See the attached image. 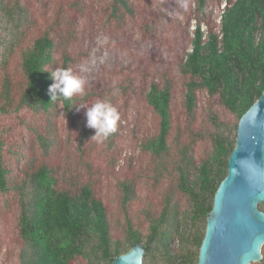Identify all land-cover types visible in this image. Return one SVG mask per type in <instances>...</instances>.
<instances>
[{
    "label": "trees",
    "instance_id": "trees-1",
    "mask_svg": "<svg viewBox=\"0 0 264 264\" xmlns=\"http://www.w3.org/2000/svg\"><path fill=\"white\" fill-rule=\"evenodd\" d=\"M49 1L54 4L53 13L46 10ZM49 1L0 0V198L12 192L17 199V264H111L136 242L145 248L143 264H196L207 217L215 192L228 173V158L237 134L227 131L217 114L210 111L212 129L208 133L195 131L191 124L184 135L176 133L174 145L170 144L175 78L169 72L163 74L161 82L148 85L142 78L113 85L111 74L106 72L94 80L96 70L74 73L85 80L84 94L50 101V72L57 67L74 72L77 61L68 51L71 37L67 34L70 24L74 26L87 7L84 0ZM226 1L217 30L208 1L196 0L191 46L184 50L178 68L187 114H195L197 91L206 89L235 114L237 128L240 117L264 91V0ZM148 8L142 0H109L108 16L123 29L129 18L146 13ZM2 19L11 24V41L2 35ZM21 26L36 34L16 55L15 47L26 39ZM144 26L151 30L155 25L145 22ZM56 27L61 28L58 34ZM176 32L183 31L177 27ZM167 49L174 54L173 46ZM136 82L157 119L154 133L139 141L144 159L150 156L149 177L155 185L166 177L171 183H167L159 213L143 211L147 228L142 232L129 211L139 169L120 181L118 196L125 225L123 236L114 237L109 207L97 187V178H83L78 172L82 167L116 166L124 129L122 107L127 100L123 97ZM97 100L109 102L120 117L117 130L102 142L90 139L95 130L86 126L85 109L79 107L91 106ZM70 134L75 135L78 154L62 163L57 156ZM206 136L212 152L197 163L193 146L199 137ZM87 141L91 146H85ZM99 158L105 161L103 165L94 163ZM19 163L20 175H14ZM177 194L189 201L184 213L180 212ZM2 200L6 202L7 197ZM259 207L264 210V201ZM2 215L6 217L4 211ZM175 241L178 246L172 245Z\"/></svg>",
    "mask_w": 264,
    "mask_h": 264
},
{
    "label": "rangeland",
    "instance_id": "rangeland-1",
    "mask_svg": "<svg viewBox=\"0 0 264 264\" xmlns=\"http://www.w3.org/2000/svg\"><path fill=\"white\" fill-rule=\"evenodd\" d=\"M27 1L21 0L25 3ZM48 1L44 0V2ZM84 1L87 7L85 15L78 17L74 26L70 24V28L66 27L69 28L68 34L65 32L68 37H71L68 51L73 54L75 61H77V64L75 63L73 66L74 73L84 75L96 70L92 74L94 80L106 72L108 76L111 74L113 85L130 78L135 79V81L142 78L146 83L145 85H148L151 82H161L163 74L169 72L170 76L175 78L172 97L174 128L170 137V144L174 145L173 138L176 133L184 135L186 127L191 124L195 131L203 134L208 133L212 129L208 116L210 111L217 114L219 121L224 123V128L227 131H231L233 136L237 134L235 114L220 102L218 95L210 96L206 89L197 91L198 105L194 115L187 114L184 108L185 90L182 85L178 62L184 50L191 46L193 29L196 24L195 18L197 17L196 0H186L187 10L181 7L184 0H142L149 6L146 13L142 11L141 15L138 14L136 17L129 18L123 29H120L115 21L109 19V0ZM207 1L208 8L212 12L213 24L219 30L221 13L227 1ZM54 9V4L49 1L46 10L53 13ZM2 20V35L11 41L13 40L12 30H10L11 24L7 23L6 19ZM145 22L155 25L154 29H146ZM48 23L45 24V27L48 26ZM177 27L183 31L181 34L176 32ZM202 28L207 31L206 24H203ZM21 29L25 31L26 39L15 47L16 55L20 53L21 48L30 43L28 40L36 34L34 31L31 33L27 31L24 26H21ZM56 30L57 34L61 32V28L56 27ZM50 33L55 36L54 29L50 28ZM167 46L174 47L173 55H170ZM56 56L61 58L58 49H56ZM139 69L141 72H138ZM113 87L115 88V86ZM129 91L128 96L123 97V100H127H124L125 105L122 107L124 129L122 131L123 136L119 141L120 153L115 161L116 166L91 169L82 167L81 171L78 172L83 178H97V187L109 207L114 237L123 236V226L125 225V216L118 196L120 181L131 177L130 173H136L139 169L140 174L136 178L135 199L131 202L129 211L134 225L142 232H145L147 228L143 211L148 209L151 213L158 214L163 203L164 193L167 190V183H171L170 179L166 177V181L155 185L149 177L147 162L150 156L148 159H144L139 141L143 136L154 133L157 119L151 108L145 103L137 82L134 89ZM75 132L76 129H73V134ZM73 134H70L71 136L64 148L57 156V159L62 163L66 157H70L71 160L77 157L78 152ZM87 145L91 146V142L87 141L85 146ZM211 152L212 146L209 137H199L192 151L195 161L199 163L202 157ZM94 163L100 166L105 161L99 158L94 160ZM130 165L133 167L131 168ZM21 168L19 163L14 175H20L18 171ZM10 193L7 196L2 195L4 199L7 197L6 202L2 200V197L0 198V264H17L18 262L16 256L18 249L14 232L18 215L17 199ZM179 197L181 200L178 202L180 212L184 213L188 208L189 201L177 194V198ZM3 211L6 217L2 215ZM189 229L190 227L187 229V234ZM172 245L178 246L179 242L175 241ZM262 254V260L252 262V264H264V245ZM75 264L80 263L76 262Z\"/></svg>",
    "mask_w": 264,
    "mask_h": 264
},
{
    "label": "water",
    "instance_id": "water-1",
    "mask_svg": "<svg viewBox=\"0 0 264 264\" xmlns=\"http://www.w3.org/2000/svg\"><path fill=\"white\" fill-rule=\"evenodd\" d=\"M264 91L243 113L228 173L210 210L196 264H251L263 258ZM145 248L136 242L111 264H143Z\"/></svg>",
    "mask_w": 264,
    "mask_h": 264
},
{
    "label": "clouds",
    "instance_id": "clouds-1",
    "mask_svg": "<svg viewBox=\"0 0 264 264\" xmlns=\"http://www.w3.org/2000/svg\"><path fill=\"white\" fill-rule=\"evenodd\" d=\"M181 7L187 10L186 0L181 3ZM50 78L53 81L48 88L50 101L68 100L76 95L84 94L85 80L74 74L71 68L57 67L50 72ZM79 107L85 109L86 126L95 130L90 139L102 142L117 130L120 117L116 108L109 102L97 100L91 106L82 104Z\"/></svg>",
    "mask_w": 264,
    "mask_h": 264
}]
</instances>
